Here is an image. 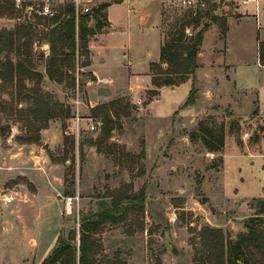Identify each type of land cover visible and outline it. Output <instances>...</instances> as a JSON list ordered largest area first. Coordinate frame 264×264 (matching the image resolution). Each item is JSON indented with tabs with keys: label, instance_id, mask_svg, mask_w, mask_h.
Segmentation results:
<instances>
[{
	"label": "rangeland",
	"instance_id": "374dc122",
	"mask_svg": "<svg viewBox=\"0 0 264 264\" xmlns=\"http://www.w3.org/2000/svg\"><path fill=\"white\" fill-rule=\"evenodd\" d=\"M254 1L264 7V0H249L247 7ZM239 2L206 0L204 11L211 3L218 5L211 24L216 31L207 36L206 49L202 43L194 76L157 88L149 67L145 73L151 80L132 93L126 67L112 68V79L98 82L78 52L75 86L47 76L45 30L54 24L38 10L48 5L59 14L71 0H24L22 7L0 0L5 8L0 10V34L31 25L21 42L10 44L5 32L0 35V61L24 63L23 83L0 77V264H43L60 236L75 234L77 256L86 241L95 264H223L222 248L248 233L246 220L264 208V158L256 156L264 137V103L260 112L256 90L249 88L259 77L238 68L234 81L220 63L227 17L244 15ZM101 3L110 6L115 0L93 5ZM187 9L182 0H166L162 32L172 30ZM250 23L245 18L246 28L241 25L235 37L250 40ZM197 29L189 26L186 33ZM100 34L89 37V49ZM92 54L90 49L91 63ZM192 89L196 104L182 108ZM36 100L57 104L59 114L69 110L70 116L46 119L42 109H32ZM97 107L104 110L95 117ZM107 112L119 126L109 137L102 131ZM222 136L224 145L211 149ZM103 203L115 210V218L87 229L91 220L81 219L101 211ZM258 229L264 231V223ZM262 242L261 248L246 246L248 264H264Z\"/></svg>",
	"mask_w": 264,
	"mask_h": 264
},
{
	"label": "trees",
	"instance_id": "16d2710c",
	"mask_svg": "<svg viewBox=\"0 0 264 264\" xmlns=\"http://www.w3.org/2000/svg\"><path fill=\"white\" fill-rule=\"evenodd\" d=\"M119 2V0H115ZM207 3H210L207 1ZM109 7L108 3H101L100 5L94 6L90 12L77 14L74 4L69 3L65 6L63 12L57 14L54 13L52 16H43L48 18L53 27L45 30V37L50 44V56L46 62V74L47 76L58 83L69 82L68 86H75V58L76 54L86 57V61L82 66H89L91 61L89 59V37L97 33L105 32L103 30L104 26L108 25V19L104 15L103 10ZM210 10L204 11L202 9L197 10L195 13L192 9H187L184 12V17L179 18L173 25L172 30L164 34L163 43L161 45V55L160 60L157 62L150 63V73L152 75V84L159 88L164 85L178 84L181 81L188 79L190 75L194 76L198 64V57L201 51L204 35L206 31L210 28L214 16L213 12L216 10L218 5L216 3H211L209 5ZM2 13L5 12V8L0 7ZM193 15V16H192ZM206 19L202 20V17ZM77 18L79 22L77 23ZM96 21L94 27L88 25L90 19ZM189 26L198 28L194 34L188 35L187 29ZM31 27L30 24L27 26L18 27L16 26L11 30H3L8 35L7 40H11L8 43L21 42L23 36H27V31ZM224 29V28H223ZM25 32V33H24ZM0 34V35H1ZM264 46V43H263ZM262 46V47H263ZM261 47V49H262ZM20 47L17 51H20ZM0 77L3 80H15L17 84L23 83V69L24 63L22 60L16 63L8 58L5 62L0 61ZM73 69V70H72ZM29 74L37 76L39 79L43 75L36 73L34 71H29ZM6 75H8L6 77ZM66 78V79H65ZM95 79L94 76H92ZM40 89H36L35 93L38 95ZM156 95L158 92L154 90L152 92ZM196 94L197 91L191 90V93L182 105V108L187 106H192L196 104ZM40 100H36L33 110L42 109L46 115V119L57 117L63 115H69V110L60 111L57 104L53 106L50 105L49 101H45L42 105H39ZM104 108L97 107L94 116L98 117ZM120 115L117 113V116ZM119 127L118 123L112 119L111 115L107 112L102 116V131L105 137H109L111 132ZM208 143V140L205 139ZM218 140L219 145L211 146V149L218 150L219 146L224 145L223 136ZM73 196V195H71ZM262 201V200H261ZM263 205H264V201ZM115 210L108 206V204L103 203V208L101 211L97 212L92 217H83L81 221L91 220L86 226L87 229H93L98 225L108 221L113 220L115 215L113 212ZM262 212L256 214L255 216L249 217L245 226L248 228V233L241 234L239 238L235 241H231L227 248H222L221 258L223 264H248L247 259H244L245 248L250 243H256L257 248H261L264 240V231L259 230L258 226L264 223V208ZM73 238H76V234L71 239H65L60 236L57 241V246L52 252V254L45 260L43 264H77V259H79L78 264H95L96 258L90 257V252H92V247L88 245V242H83L80 248V256H77V245L72 243ZM244 260V262H243Z\"/></svg>",
	"mask_w": 264,
	"mask_h": 264
},
{
	"label": "crops",
	"instance_id": "0c3cea01",
	"mask_svg": "<svg viewBox=\"0 0 264 264\" xmlns=\"http://www.w3.org/2000/svg\"><path fill=\"white\" fill-rule=\"evenodd\" d=\"M165 1L121 0V2H115L108 7L107 14L110 22L108 31L100 34L97 37L98 41L90 42L93 54L89 68L97 77L98 82H109L115 73L112 68L119 66L126 67L130 75L132 93H136L142 85L151 80V75L145 72H149L151 62L160 60L161 45L164 39L161 29L162 8ZM251 3L254 5L247 7L250 3L239 2L242 5L238 8L241 14L246 15L248 10L251 16L243 15L236 18L230 15L227 17L229 30L227 41L221 47L220 63L224 65L226 75H229L234 81H237L238 68H245L248 70L247 72L251 71L254 76L259 77L258 84L249 88L256 90L257 107L260 112H263L260 104L264 103V7L258 8L256 1ZM252 13L256 16H253ZM245 18L250 19L251 22V26L248 28L250 40H246L244 36L242 38V35L239 37L234 35L236 30L242 31V23ZM137 23L139 24L136 26ZM214 28L213 24L205 33L204 49L207 48V36L212 32L215 34ZM243 28L246 27L243 26ZM234 43L236 46L233 45ZM212 50L213 53H217V48ZM250 55L251 58L248 57ZM125 58L128 60L127 64H124ZM141 59L144 61L141 62ZM263 144L264 137H261L257 143L256 156L264 158Z\"/></svg>",
	"mask_w": 264,
	"mask_h": 264
},
{
	"label": "built area",
	"instance_id": "2783aa9c",
	"mask_svg": "<svg viewBox=\"0 0 264 264\" xmlns=\"http://www.w3.org/2000/svg\"><path fill=\"white\" fill-rule=\"evenodd\" d=\"M14 1L17 7H22L24 3V0H14ZM71 1H72V4H74L75 6L77 14L90 12L92 8L96 6V4L93 5V3L96 0H71ZM197 1L198 2L196 3L195 1H192V0H182V3L185 4L186 6H189L196 13L197 10H200L202 9V7L206 6V0H197ZM242 2L247 3L249 2V0H242ZM28 10H31V9L29 8ZM38 13L44 16H52L54 14L50 6L48 5H44L43 7H40V10H38ZM92 128H94V126H92Z\"/></svg>",
	"mask_w": 264,
	"mask_h": 264
}]
</instances>
